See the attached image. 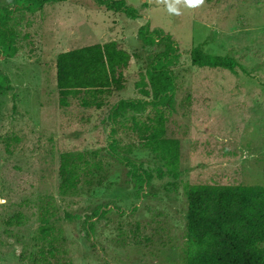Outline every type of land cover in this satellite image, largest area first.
Here are the masks:
<instances>
[{
  "label": "rangeland",
  "instance_id": "374dc122",
  "mask_svg": "<svg viewBox=\"0 0 264 264\" xmlns=\"http://www.w3.org/2000/svg\"><path fill=\"white\" fill-rule=\"evenodd\" d=\"M130 20L96 0L17 12L11 27L19 52L0 58L8 90L0 91V264H185L191 185L264 187V0H122ZM12 0H0V8ZM170 35L176 103L164 110L167 137L181 145L177 174L143 149L130 123L109 139L108 114L122 99L142 97L139 84L154 56L138 29ZM116 41L131 56L124 88L96 110L71 99L60 108V53ZM234 58L245 70L198 68L190 53ZM149 109L141 118L152 117ZM91 164L77 190L60 191L62 157ZM130 159L152 175L140 185ZM83 166V161H78Z\"/></svg>",
  "mask_w": 264,
  "mask_h": 264
},
{
  "label": "trees",
  "instance_id": "16d2710c",
  "mask_svg": "<svg viewBox=\"0 0 264 264\" xmlns=\"http://www.w3.org/2000/svg\"><path fill=\"white\" fill-rule=\"evenodd\" d=\"M69 0H12L10 7L0 8V58L13 59L19 52L18 33L10 25L15 13L35 14L48 4ZM99 6L123 14L127 19H141L139 12L122 0H96ZM138 39L146 47L164 49L154 56L139 84L142 97L122 99L109 111V139L116 142L120 126L130 129L140 146L160 158L172 174H177L181 145L167 137L164 110L176 103V80L172 67L178 63L176 41L161 29H151L146 22L138 29ZM201 44L190 53L198 68L223 69L233 74L244 68L232 57L203 52ZM131 56L116 41L95 44L60 53L56 60V82L60 108H68L78 99L83 108L102 109L114 91L124 88V71ZM7 78L0 71V91L8 90ZM151 109L152 117H141ZM127 164L140 185L149 184L152 175L130 159ZM83 161L84 166L78 162ZM91 164L83 156L65 154L60 166V191L66 195L77 190L83 172ZM188 202L185 264H264V187L244 185H191L185 189Z\"/></svg>",
  "mask_w": 264,
  "mask_h": 264
},
{
  "label": "clouds",
  "instance_id": "9594fccd",
  "mask_svg": "<svg viewBox=\"0 0 264 264\" xmlns=\"http://www.w3.org/2000/svg\"><path fill=\"white\" fill-rule=\"evenodd\" d=\"M201 2L202 0H186V3L188 4V6H195Z\"/></svg>",
  "mask_w": 264,
  "mask_h": 264
}]
</instances>
